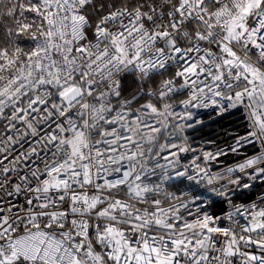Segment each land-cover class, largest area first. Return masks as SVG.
<instances>
[{
  "label": "snow or ice",
  "instance_id": "6c2138e0",
  "mask_svg": "<svg viewBox=\"0 0 264 264\" xmlns=\"http://www.w3.org/2000/svg\"><path fill=\"white\" fill-rule=\"evenodd\" d=\"M0 264H264V0H0Z\"/></svg>",
  "mask_w": 264,
  "mask_h": 264
}]
</instances>
